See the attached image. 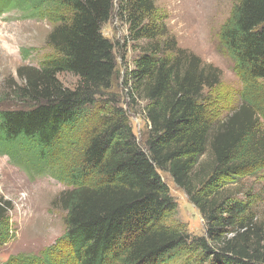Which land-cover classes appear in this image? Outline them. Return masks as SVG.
Masks as SVG:
<instances>
[{
  "label": "trees",
  "instance_id": "16d2710c",
  "mask_svg": "<svg viewBox=\"0 0 264 264\" xmlns=\"http://www.w3.org/2000/svg\"><path fill=\"white\" fill-rule=\"evenodd\" d=\"M7 2L56 26L47 42L54 55L39 69L18 70L21 85H15L13 96L24 107L0 111L3 150L12 154L20 145L46 163L76 131L86 130L80 144L74 143L79 155L68 166L57 163L72 187L60 199L70 259L75 264H264V220L255 216L260 200L243 182L264 170L258 128L264 122V0H234L221 30L245 85L241 109L226 121L210 119L206 96L220 84L221 71L180 48L168 29L152 20V0H0V12ZM115 6L131 40L143 42L124 81L132 101L145 102L150 128L142 145L128 112L106 97L118 63L116 44L103 27ZM65 73L78 78L76 88L61 83ZM162 173L198 209L205 236L191 235L176 219L178 207ZM11 210L0 197V246L13 238ZM52 250L4 264H56Z\"/></svg>",
  "mask_w": 264,
  "mask_h": 264
},
{
  "label": "rangeland",
  "instance_id": "374dc122",
  "mask_svg": "<svg viewBox=\"0 0 264 264\" xmlns=\"http://www.w3.org/2000/svg\"><path fill=\"white\" fill-rule=\"evenodd\" d=\"M152 1L155 4L152 20L164 25L180 48L193 52L206 65L221 71L220 84L206 96L210 119L226 121L241 109L245 88L235 70L234 60L221 41V30L232 14L234 0ZM3 9L0 12V111L24 107L22 101L13 96L15 85H21L18 70L23 67L39 69L54 55L47 42L56 26L48 19L32 16L24 6H11L7 2ZM103 34L116 44L118 63L113 88L106 97L125 108L134 134L142 145L150 128L143 113L145 102L138 99L133 102L124 81L126 71L133 69L134 61L141 55L138 45L143 42L135 44L131 40L128 25L117 15L116 6L110 22L103 27ZM59 79L69 89L76 88L79 82L76 76L68 73L60 75ZM258 128L264 138V122L260 121ZM85 131H76L64 144L62 153H57L55 159L50 157L46 163L23 146H17L11 154L3 150L0 143V197L12 204L9 216L13 236L8 244L0 246V264L23 256L38 257L52 249L50 255L54 253L56 264H75L63 238L66 213L60 204L62 195L72 187L61 177V167L57 163L68 166L79 155L74 143L80 144ZM6 152L11 156H6ZM162 176L178 207L176 219L186 225L191 235L205 236L206 223L198 209L168 175L162 173ZM243 182L245 189H250L260 200L255 205V216L256 221H263L264 170Z\"/></svg>",
  "mask_w": 264,
  "mask_h": 264
}]
</instances>
